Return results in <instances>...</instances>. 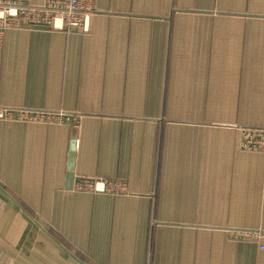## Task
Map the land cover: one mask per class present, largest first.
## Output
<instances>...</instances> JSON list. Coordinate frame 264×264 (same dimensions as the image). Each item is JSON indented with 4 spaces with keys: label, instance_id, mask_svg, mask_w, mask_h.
<instances>
[{
    "label": "crops",
    "instance_id": "1",
    "mask_svg": "<svg viewBox=\"0 0 264 264\" xmlns=\"http://www.w3.org/2000/svg\"><path fill=\"white\" fill-rule=\"evenodd\" d=\"M92 4L2 32L0 109L60 119H0V264H264V0Z\"/></svg>",
    "mask_w": 264,
    "mask_h": 264
},
{
    "label": "built area",
    "instance_id": "2",
    "mask_svg": "<svg viewBox=\"0 0 264 264\" xmlns=\"http://www.w3.org/2000/svg\"><path fill=\"white\" fill-rule=\"evenodd\" d=\"M93 8L92 0H45L41 5L31 6L5 2L0 4V46L2 45V32L6 29L48 28L50 30H88V14ZM0 118H17L25 121L50 122L57 118L55 113L44 111L19 110L17 115L9 109H0ZM248 138L250 132L244 131ZM248 142L247 147L250 148ZM246 147V148H247ZM81 190L95 189L105 191L106 185L101 181H83L79 183ZM230 238L233 240L257 243L264 249V235L253 230H231Z\"/></svg>",
    "mask_w": 264,
    "mask_h": 264
},
{
    "label": "rangeland",
    "instance_id": "3",
    "mask_svg": "<svg viewBox=\"0 0 264 264\" xmlns=\"http://www.w3.org/2000/svg\"><path fill=\"white\" fill-rule=\"evenodd\" d=\"M0 119H12V118H0ZM56 121H57V118H55L54 121H50V122H56ZM244 131L250 132V136L248 138L244 135ZM248 142H251L250 148L247 147ZM240 147H241V149H243L245 151L264 153V126L241 127L240 128ZM235 230H252V229H235ZM230 231L231 230L228 231L229 237H230ZM253 231H259L260 233H262L264 235V231H262V230L253 229ZM231 240H233V239H231ZM233 241H236V240H233ZM236 242H240V241L237 240ZM243 242H247V241H243Z\"/></svg>",
    "mask_w": 264,
    "mask_h": 264
},
{
    "label": "water",
    "instance_id": "4",
    "mask_svg": "<svg viewBox=\"0 0 264 264\" xmlns=\"http://www.w3.org/2000/svg\"><path fill=\"white\" fill-rule=\"evenodd\" d=\"M72 147H73V145H72ZM71 147V153H70V159H69V161H68V170H69V172H68V177H71V170H72V156H73V148Z\"/></svg>",
    "mask_w": 264,
    "mask_h": 264
}]
</instances>
